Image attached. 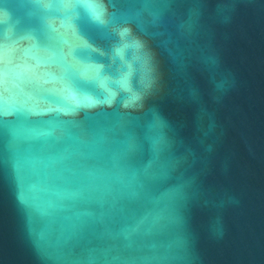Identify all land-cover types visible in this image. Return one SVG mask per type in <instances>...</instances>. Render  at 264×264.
Here are the masks:
<instances>
[{"label": "water", "instance_id": "obj_1", "mask_svg": "<svg viewBox=\"0 0 264 264\" xmlns=\"http://www.w3.org/2000/svg\"><path fill=\"white\" fill-rule=\"evenodd\" d=\"M0 264H264V0H0Z\"/></svg>", "mask_w": 264, "mask_h": 264}]
</instances>
